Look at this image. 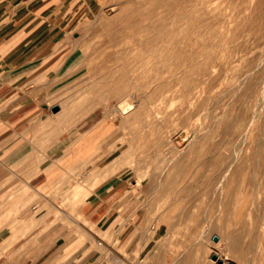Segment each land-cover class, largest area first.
<instances>
[{
  "label": "rangeland",
  "instance_id": "obj_1",
  "mask_svg": "<svg viewBox=\"0 0 264 264\" xmlns=\"http://www.w3.org/2000/svg\"><path fill=\"white\" fill-rule=\"evenodd\" d=\"M72 31L66 58L28 85L59 108L63 136L93 130L75 147L95 154L60 183L62 224L86 234L84 185L121 182L147 213L148 261L264 264V0H91Z\"/></svg>",
  "mask_w": 264,
  "mask_h": 264
},
{
  "label": "crops",
  "instance_id": "obj_2",
  "mask_svg": "<svg viewBox=\"0 0 264 264\" xmlns=\"http://www.w3.org/2000/svg\"><path fill=\"white\" fill-rule=\"evenodd\" d=\"M90 1L0 0V264L163 263L146 258L154 244L148 245L147 213L134 200L123 202L121 182L99 188L85 182L80 213L91 229L84 235L68 231L54 213L61 212L60 183L95 154L75 147L93 130L80 139L63 136L59 111H43L29 99L39 89L28 85L66 58Z\"/></svg>",
  "mask_w": 264,
  "mask_h": 264
},
{
  "label": "bare ground",
  "instance_id": "obj_3",
  "mask_svg": "<svg viewBox=\"0 0 264 264\" xmlns=\"http://www.w3.org/2000/svg\"><path fill=\"white\" fill-rule=\"evenodd\" d=\"M116 2H117V0H116ZM121 2V1H120ZM109 4V6L110 5H112L113 3H108ZM118 4V3H117ZM116 4V5H117ZM176 4V3H175ZM126 5V4H125ZM131 5V4H130ZM134 5H136V4H134ZM113 6V5H112ZM119 6H121V5H119ZM133 6V5H132ZM100 8V7H99ZM108 8V7H107ZM123 8V7H122ZM96 9V3L95 2H93V3H91L90 4V6H89V13H93V11ZM121 9V8H120ZM135 11V10H134ZM117 12H118V8H117V6H113V8H110V9H108L107 10V12L105 13L106 15H107V17L108 18H110V19H116V18H118V17H116L115 16V14H117ZM126 12V11H125ZM136 12V11H135ZM131 13V12H130ZM129 13V14H130ZM126 14H128V13H126ZM115 17V18H114ZM124 17V16H123ZM105 18V17H104ZM102 19V18H101ZM109 19V20H110ZM104 21V20H103ZM120 21L122 22L123 20H121L120 19ZM88 22V21H87ZM90 22V21H89ZM95 22V21H94ZM130 22V21H129ZM118 23V22H117ZM124 23H125V21H124ZM132 24H133V22H131ZM102 24V23H101ZM134 24H136V22L134 23ZM104 25V24H103ZM116 25V24H115ZM124 27L127 25V24H122ZM113 26H114V24H113ZM112 26V27H113ZM129 26V25H128ZM101 27H103V26H101ZM115 27V26H114ZM128 28V27H127ZM162 28V27H161ZM171 28V27H170ZM103 29V28H102ZM106 29V28H105ZM121 29H123V28H121ZM100 30H101V28H100ZM111 30V29H110ZM129 30V29H128ZM131 30V29H130ZM154 30H156V28L154 29ZM153 30V31H154ZM106 31H108V30H106ZM147 31V30H146ZM163 31V30H162ZM104 32V31H103ZM125 32H127L126 30H125ZM145 32V31H144ZM139 33V32H138ZM151 33V32H150ZM158 33V32H157ZM160 33H162L161 31H160ZM123 35V34H122ZM121 35V36H122ZM110 36V40H109V44L113 47V48H116V47H118V48H120V52H119V54H118V50H117V54L118 55H126V53L128 52V50H129V48L130 47H128L127 46V43L126 42H124V40H123V38H119L120 37V35H115V37H112L111 35H109ZM126 36V35H125ZM161 36H162V34H161ZM160 36V37H161ZM108 36L106 35V37L105 38H107ZM160 37H158V35H157V37L156 38H158V40H160ZM163 39V38H162ZM151 40H152V38H151ZM157 40V39H156ZM100 41V40H99ZM107 41V40H106ZM105 41V42H106ZM126 41V40H125ZM156 42H158V41H156ZM155 42V43H156ZM145 44V43H144ZM158 43H156V45H157ZM101 46V45H100ZM142 46V45H141ZM158 46V45H157ZM98 47H99V45H98ZM112 48V49H113ZM154 50H155V47H154ZM95 51H96V49H95ZM112 51V50H111ZM116 51V50H115ZM114 51V52H115ZM150 51H151V48H150ZM153 51V50H152ZM156 51H157V49H156ZM154 52V51H153ZM159 52V51H158ZM128 54V53H127ZM124 69H125V67H124ZM121 83H122V81H120ZM119 82V83H120ZM119 86V85H118ZM127 86V85H126ZM123 87V86H122ZM126 90V89H125ZM118 109L121 111V113H123V115H128L129 114V112H131V110H129V107H127V105H125V103L123 104V103H119V107H118ZM185 135V134H184ZM186 136V135H185ZM187 138V137H186ZM185 140V139H184ZM179 141H181V140H179ZM181 143H183V142H181ZM189 146V145H188ZM179 147V146H178ZM179 154V153H178ZM258 159V158H257ZM258 161V160H257ZM165 165V164H164ZM170 166V165H169ZM257 167V166H256ZM257 171V170H256ZM254 173H255V171H254ZM262 174H264V169H263V173ZM257 175V174H256ZM168 192V191H167ZM225 261V260H224ZM219 262H222V261H219V258L217 257V262H215V263H219ZM223 264H224V262H222Z\"/></svg>",
  "mask_w": 264,
  "mask_h": 264
},
{
  "label": "water",
  "instance_id": "obj_4",
  "mask_svg": "<svg viewBox=\"0 0 264 264\" xmlns=\"http://www.w3.org/2000/svg\"><path fill=\"white\" fill-rule=\"evenodd\" d=\"M54 112H58L59 111V108L57 107L55 110H53ZM215 242H217V239H215ZM212 260L213 261H216L217 262V257L216 256H213L212 257ZM218 264H222V262H219Z\"/></svg>",
  "mask_w": 264,
  "mask_h": 264
}]
</instances>
